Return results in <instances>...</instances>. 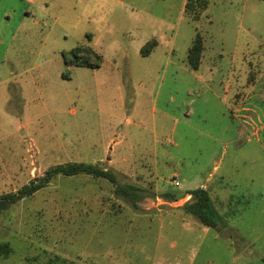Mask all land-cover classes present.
I'll list each match as a JSON object with an SVG mask.
<instances>
[{"label":"rangeland","instance_id":"1","mask_svg":"<svg viewBox=\"0 0 264 264\" xmlns=\"http://www.w3.org/2000/svg\"><path fill=\"white\" fill-rule=\"evenodd\" d=\"M183 2L0 0V195L68 162L99 164L148 193L134 208L104 180L59 175L0 218V242L12 248L0 264H118L110 260L113 249L128 255L127 264H239L230 262L233 252L198 251L232 245L236 237L225 228L203 232L191 214L157 199L166 192L179 199L195 186L186 181L211 171L210 184H218L221 156L222 167L230 160L234 181L236 170H250L264 192L263 134L258 143L236 106L222 103L225 85H245L248 70L264 73V0H206L196 22ZM104 25L98 38L106 68L67 65L70 51L89 45ZM152 29L164 41L143 58L134 45ZM198 32L204 51L194 71L186 55ZM257 106L263 117V101ZM110 139L119 144L109 155ZM244 154L259 158L246 163ZM254 184L253 195L221 209L224 218L244 216L235 227L245 242L252 230L254 237L264 231V198L255 196ZM151 199L162 213L141 210ZM259 238L254 247L264 254Z\"/></svg>","mask_w":264,"mask_h":264},{"label":"crops","instance_id":"2","mask_svg":"<svg viewBox=\"0 0 264 264\" xmlns=\"http://www.w3.org/2000/svg\"><path fill=\"white\" fill-rule=\"evenodd\" d=\"M186 0L183 2V7L185 6ZM184 10V9H183ZM105 28H107L106 25L101 26L100 29L96 28L95 34L91 33V36L88 39V42L90 43L89 45L85 46L86 48H90L94 53H96L98 56L101 58V65L99 68H94L96 70H99L101 68H106V54L102 50V45L100 44V40L98 38L99 35H103L105 32ZM159 32V34H158ZM103 33V34H101ZM163 37L162 34L159 30H154L150 31L149 34L146 36H143L139 41L136 42L135 46V51L137 54L141 55L143 58H150L154 52L162 45L163 43ZM155 42L156 45L150 49L149 53L147 55H142V50L148 43ZM165 43L169 45L170 49L173 44V39H167L165 40ZM111 50H113L111 48ZM172 50V49H171ZM115 51V50H114ZM120 52L123 53V56L125 59H128V50L121 49L119 50ZM264 76V73H261L258 78L249 86L243 85V86H232V85H225L224 86V96H223V101L222 103L224 105H227L228 108L231 107L230 105L236 106V111L235 113L238 114L237 117L238 119L241 120V124L244 125L245 129L247 127H251L252 130V135L256 137V141L258 143L262 142V138H260V134H263L264 138V116L261 117V114L257 112L256 108L257 103L259 101H263L264 103V94H261L264 92V82L262 83V77ZM235 118L236 115H233ZM254 117L258 118V122L260 124L254 123ZM242 137V131H239L238 133V138ZM247 143H251V139L247 138ZM119 144L118 141L110 139L108 142V145L110 147L108 148V154L110 155L113 150L116 148V145ZM261 150L264 152V148L260 147ZM110 152V153H109ZM264 154V153H263ZM254 157L255 161L257 157L259 158L258 154H244L242 157H244V161L247 163L250 157ZM110 158L109 163H113L114 160L112 159V156H109L107 159ZM260 160V159H259ZM101 161V160H100ZM224 161L223 156L219 158V161L217 165H215V169H217L219 173V181L218 184L216 183H211L213 179V174L214 172L211 171L209 172L203 179L201 178L198 179L197 175L194 178H191L189 181H186L190 184H194V188H189L187 192L184 194H181L179 199L175 200H169V199H157L160 200L161 204L164 205L163 201H165L167 204H171L170 208L175 209V210H181L184 214H186L184 210V205L188 202H190L192 199L191 194H189V191L195 190V189H204L206 190L211 198L212 204L216 211L218 212L220 216L219 223L217 227L214 229H218V231H221L223 228H225V235L227 236H234L236 237L233 240V244L231 245H218V246H208V247H203V249H199L198 251L201 250H206L209 252L212 251H218V252H233L235 253L234 255L232 254L230 262L232 263H239V264H255L257 261H262L264 264V254L263 252H260V250L256 247H254L260 239L259 237L264 236V231L261 234H256L257 236L254 237L255 230H252L249 235L251 236L250 241H246L243 239L244 233L241 231V228H236V222L239 223V221H242L244 216L243 215H236V214H231L227 218L223 217L221 209L223 207H226L230 204L231 199L234 197H245L247 195H253L252 192V185L254 184L255 189H257V177L253 176L250 170H245L238 169L235 171L236 177L239 179H236L234 181V174H232L231 166H228L230 164V160L227 161L226 167H222V162ZM264 161V160H262ZM93 164V163H92ZM96 164V163H94ZM251 169V168H250ZM180 180V179H179ZM264 183V180L260 183V187ZM132 184V183H130ZM136 185V184H133ZM138 186V185H136ZM180 187V186H179ZM240 190V191H239ZM255 196H258L260 198H264V192H260L257 189V192H255ZM184 198V199H183ZM152 203L149 207V209H143L141 208L142 211H150L153 210V213H162V206L161 205H154L155 203L153 202L154 199H151ZM179 202H181L179 204ZM140 203H138V208H140ZM228 208V207H227ZM228 212V211H227ZM189 215V213H187ZM193 216V215H192ZM194 217V216H193ZM203 232H206V230L209 227H205L202 225L201 227ZM227 228L233 229V233L229 234L227 231ZM172 248H175V244L171 245ZM255 253H257L255 255ZM262 253V254H261ZM127 256V257H126ZM221 256H219L220 258ZM111 261H115L118 264H127L126 261L128 260V255L126 253L120 252L119 254L115 253V250L113 249L112 255L110 258Z\"/></svg>","mask_w":264,"mask_h":264},{"label":"trees","instance_id":"3","mask_svg":"<svg viewBox=\"0 0 264 264\" xmlns=\"http://www.w3.org/2000/svg\"><path fill=\"white\" fill-rule=\"evenodd\" d=\"M206 10V0H186L184 14L191 21H198L202 13ZM156 45L155 42L148 43L142 50V55H147L151 48ZM204 44L198 32L193 38L191 46L186 55L187 65L194 71H198L203 59ZM74 59L66 61L67 65L99 68L101 58L90 48L76 47L70 51ZM86 58V59H85ZM93 58L94 62L90 60ZM263 70H248L246 84L251 85ZM66 77L65 73L63 74ZM73 177L79 175L90 176L95 180H104L108 182L116 197L129 201L134 208H138L148 193L141 187L130 183H121L117 175L110 169L103 168L99 164L84 162H68L50 167L45 170L43 175L32 179L15 192H7L0 195V218L5 217L12 207L26 197H31L42 188L50 185L57 176ZM192 200L184 205L186 213L193 215L203 226L209 228L217 227L220 216L214 208L209 193L204 189H195L189 191ZM154 195V194H153ZM164 199L175 200L177 195L166 192L162 195ZM12 252L9 242H0V258H7Z\"/></svg>","mask_w":264,"mask_h":264},{"label":"built area","instance_id":"4","mask_svg":"<svg viewBox=\"0 0 264 264\" xmlns=\"http://www.w3.org/2000/svg\"><path fill=\"white\" fill-rule=\"evenodd\" d=\"M178 179H179L178 177H174L173 180H172V184H173L175 187H179V186H180V182H179Z\"/></svg>","mask_w":264,"mask_h":264}]
</instances>
